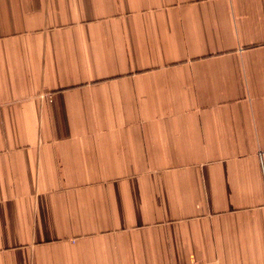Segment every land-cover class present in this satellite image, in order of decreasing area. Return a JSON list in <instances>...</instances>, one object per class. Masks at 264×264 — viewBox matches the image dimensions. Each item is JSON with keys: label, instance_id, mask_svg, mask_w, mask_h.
<instances>
[{"label": "crops", "instance_id": "crops-1", "mask_svg": "<svg viewBox=\"0 0 264 264\" xmlns=\"http://www.w3.org/2000/svg\"><path fill=\"white\" fill-rule=\"evenodd\" d=\"M0 264H264V0H0Z\"/></svg>", "mask_w": 264, "mask_h": 264}, {"label": "built area", "instance_id": "built-area-1", "mask_svg": "<svg viewBox=\"0 0 264 264\" xmlns=\"http://www.w3.org/2000/svg\"><path fill=\"white\" fill-rule=\"evenodd\" d=\"M1 104V103H0ZM192 264H199V263H192Z\"/></svg>", "mask_w": 264, "mask_h": 264}]
</instances>
